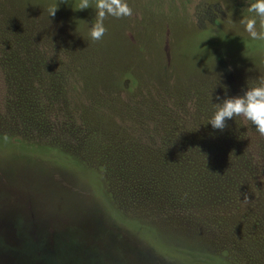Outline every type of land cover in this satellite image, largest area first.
<instances>
[{"label": "rangeland", "instance_id": "374dc122", "mask_svg": "<svg viewBox=\"0 0 264 264\" xmlns=\"http://www.w3.org/2000/svg\"><path fill=\"white\" fill-rule=\"evenodd\" d=\"M34 1L48 14L58 7L51 16L56 19L41 22L53 38L42 41L47 46L34 43L44 56L33 69L15 63L20 81L9 77V84L0 78L4 127L16 141L56 146L98 168L124 210L109 207L91 183H77V177H91L74 165L76 177L68 178V173L56 172L50 158L20 145H2L0 264H222L212 251L223 248L235 264H264V242L253 236L255 229H264V221L259 224L264 205L256 206L257 214L240 210L246 238L228 240L224 231L225 237L218 235L213 220L221 200L210 195L214 180L197 162L193 170L189 167V188L171 194L167 184L176 181L178 171L172 162H156L160 142L148 136L149 118L162 116L181 99L184 120L167 118L160 128L182 131V141L195 147L205 137L206 149L212 148L229 170L224 176L228 191L234 190L241 174L227 154L242 144L236 134L244 124L225 121L223 130L205 125L216 96L242 95L247 79L252 83L264 76V41H251L240 23L253 15L247 11L252 0H127L132 15L106 16L99 40L89 35L96 19L94 0L84 10L76 9L75 0ZM211 40L217 62L204 57ZM119 80L123 89H110ZM183 80L191 81L189 97L180 92ZM58 96L71 103L68 119L55 103ZM133 126L143 134L139 157L120 148ZM98 135L117 157L113 167L87 148ZM146 154L148 165L143 162ZM181 162L189 166L187 159Z\"/></svg>", "mask_w": 264, "mask_h": 264}, {"label": "trees", "instance_id": "16d2710c", "mask_svg": "<svg viewBox=\"0 0 264 264\" xmlns=\"http://www.w3.org/2000/svg\"><path fill=\"white\" fill-rule=\"evenodd\" d=\"M52 18L54 17H51L47 10L34 0H0V63H3L4 65V67L3 65H0V78L2 77L6 79L8 83L9 77L16 82L20 81L22 77L19 76L15 63L21 65L22 67L27 65L32 69L34 68L36 60H39V57L41 58L44 56V53L38 55L35 48L37 46L34 43H42V45L47 46L46 43L44 44L42 41L53 38L50 34H48L49 32L42 27L44 24L41 22L49 21ZM36 20H40V22H36ZM83 21H86V19ZM210 46V52L204 54L206 60H214L213 55H215V50H213L214 45L212 40L210 41ZM220 52L222 54H226L224 51L220 50ZM215 60L217 62V58ZM5 63H8L9 65L11 64V67L7 68ZM183 82H185V86L182 90H180V92L189 97L193 90H191L190 86L191 81L183 80ZM123 84L124 83L119 80L118 84H114L110 89H116V86L123 89ZM187 86L189 88L188 90ZM180 98L183 99L184 97ZM62 99L64 98H59L58 96L55 103L56 105L58 104L57 106L61 107L60 114L63 115V118L68 119L70 115L71 103L68 98H65L61 102ZM66 101H68L67 104H65ZM4 102L5 100L3 95L2 99L0 97V108L2 105L3 107L5 106ZM174 104L166 107L165 109L167 110H164L162 116L154 119H150L148 117L149 139L153 140V142H160L158 148L159 152L157 154L158 159L156 162H162V165L172 162L173 165L176 166L175 170L178 171L176 181H173L171 185L167 184V189L171 194L178 193V191L182 188L188 189V186L190 185L189 181H192V176H188L190 168L193 170L198 162L200 170L207 172L209 174V178L212 181L214 180L215 187L210 195L214 197L216 202L218 200H221L219 203L222 202L221 204L217 203L215 206L216 219L213 220V223H215L217 228L215 231L218 235L223 237H225L223 231L227 232L228 240L230 238L236 239L238 237L246 238L248 236V231L246 230V226L242 225V221L245 217L240 210H247L251 211L253 214H257L256 206L258 204L264 205V139L261 138L262 136H260V134L255 130V127L249 121L244 120L242 117H234L236 122H242L244 124L242 129H239V131H237L238 134H236V136L238 135L241 139L242 144L233 148L234 151H229L227 155L232 158L234 166L241 174V179L234 182V190L228 191V184L224 181V176L229 173V170L223 163L224 161L221 162L218 160L217 157L219 156L214 153L212 148L207 147L208 149H206L207 142L205 137H199L198 143L195 147L194 145H190L189 142L182 141L181 135L179 134H182V131H174V128L167 130L166 128H164V130L160 128L159 123L164 119L165 123H168L167 118L173 122L176 121L177 117L182 118L180 120L181 122L184 120L183 112L180 111L182 107L181 99L176 98V104ZM142 116L143 115L139 116L140 120L142 119ZM2 120L3 119L0 117V128H2L0 129V147L2 145H20L27 151L36 152L42 158H50L56 165V172L68 173V176H65L68 178L72 175L76 177V172L70 164L74 165L79 170L78 172L86 173L91 177L90 181L81 178L79 179V177H77L75 180L77 183L83 184L86 187H91V185L97 187L96 191L99 192V196H102V199L106 201L109 207H115L117 210H124L114 199L111 191L107 189L105 175H102V171L98 168L95 169L94 167L85 164L76 154L68 150L60 149L56 146L47 144L34 145L32 142L28 141H16L13 139V135L8 132V124L6 122H2ZM226 121L228 122L229 120L226 119ZM138 123H140V121ZM179 124L182 125L181 123ZM226 132H228V130ZM230 133L231 131H229V135ZM99 136L100 135L96 138H92L97 141H95V143L87 144V148L89 151L98 154L101 162L105 166L107 164L109 167H113L117 164V157L110 155L108 152L109 149L104 147V144L107 143V141L100 142V140H98ZM142 136V129L138 131V129L133 126L131 133L122 138L123 145L120 146L122 153L131 150L135 152L133 156H141L138 154L137 144L141 143L140 140ZM230 136L233 137V134L231 133ZM112 140H114V138H112ZM150 154V156L146 154V157L143 160V162H146L145 165L149 164L148 156L151 157L153 152ZM184 158L189 161V166L181 162ZM156 162L152 161V164L158 168ZM64 164H68V169H65L67 167L63 166ZM161 168L163 167H159L158 169L161 170ZM72 185L76 186L73 181ZM142 187H144L143 184L139 186V188ZM149 200L154 203L155 198L150 196ZM252 213L251 215L254 216ZM106 215L112 223L115 222L114 220L112 221L109 214L106 213ZM263 219L264 218H259V224L261 221H264ZM147 220H149V218H147ZM194 223L195 222L193 221V224ZM141 224L148 225L149 223L144 224L141 222ZM149 229V231H151L153 228ZM253 236L259 238L260 240L262 239L264 242V229H255ZM212 252L217 260L222 264H235L232 262L230 254L226 251V249L223 248L220 251Z\"/></svg>", "mask_w": 264, "mask_h": 264}, {"label": "clouds", "instance_id": "9594fccd", "mask_svg": "<svg viewBox=\"0 0 264 264\" xmlns=\"http://www.w3.org/2000/svg\"><path fill=\"white\" fill-rule=\"evenodd\" d=\"M76 9L84 10L90 8V0H75ZM95 22L92 23L89 35L93 40L103 37L106 28L104 19L106 16L116 18L128 17L132 15V8L127 0H94ZM58 7H53L49 11L50 16H54ZM248 13L253 14L241 18L240 23L244 26V31L251 41H264V0H252L247 8ZM226 89V86L223 85ZM242 95L215 97L212 105V115L205 126L211 125L213 129L223 130L225 121L234 120V117H242L249 121L255 130L264 136V76L249 83L246 80V87L242 89Z\"/></svg>", "mask_w": 264, "mask_h": 264}]
</instances>
